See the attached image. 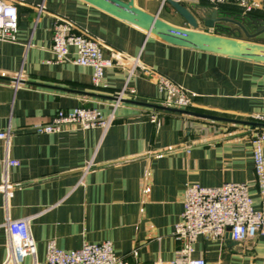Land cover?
Instances as JSON below:
<instances>
[{
    "label": "crops",
    "instance_id": "crops-1",
    "mask_svg": "<svg viewBox=\"0 0 264 264\" xmlns=\"http://www.w3.org/2000/svg\"><path fill=\"white\" fill-rule=\"evenodd\" d=\"M247 1L259 3L252 16L243 13L241 3L225 7L244 23L264 20V0ZM14 2L16 41L0 40V130L11 132L8 143L0 141V264H46L48 240L65 250L110 240L128 264L171 260L179 245L173 230L187 183L245 182L258 206L251 157L255 128L249 125L125 101L105 131L72 124L59 132L36 133L33 126L76 106L96 107L108 115L111 97L137 55L151 72L187 90L192 104L186 109L250 120V114L264 112L263 63L169 44L84 0ZM134 3L171 24L189 27L167 1L162 7L160 0ZM183 4L196 16L200 8L232 15L219 14L220 6L208 2ZM57 18L96 38L104 55L113 57L114 65L105 68L98 86L91 83L88 66L47 62L53 58ZM198 29L214 32L201 21ZM254 40L264 43V34ZM130 83L135 100L162 103L164 94L143 70L137 69ZM153 114L156 122L150 121ZM8 159H18L19 165L7 164ZM18 218H28L36 252L15 263L8 255L6 222ZM237 242L239 246H228L225 236L221 241L199 235L193 255L206 264H264V234Z\"/></svg>",
    "mask_w": 264,
    "mask_h": 264
},
{
    "label": "built area",
    "instance_id": "built-area-1",
    "mask_svg": "<svg viewBox=\"0 0 264 264\" xmlns=\"http://www.w3.org/2000/svg\"><path fill=\"white\" fill-rule=\"evenodd\" d=\"M167 0H160L162 7ZM180 3L201 4L208 2L214 5L229 2L241 3L244 12H251L259 7L257 1L247 0H175ZM19 13L14 0H0V40L16 41ZM51 52L53 58L47 62L61 63L70 60L74 64L88 66L92 69L91 83L98 86L104 77L105 68L114 65L113 57L104 55L101 43L94 37L73 30L71 22L57 18L51 34ZM113 56H116L113 54ZM118 59V58H117ZM137 69L150 76L159 92L164 94L161 104L165 106L188 108L192 99L183 87L163 74L151 72L139 59L132 58L127 69L123 85L111 101L112 110L104 116L96 107L76 106L67 110H58L48 122L36 124V133L59 132L64 126L78 124L82 129L99 127L105 131L115 119V109L124 99H135L136 88L130 83ZM20 77L17 78V80ZM252 121L264 123V112L249 115ZM153 114L151 122H156ZM10 129L0 130V141L9 142ZM264 128H255L251 137V157L258 191V206L254 205L249 187L245 182L229 181L219 186H202L187 183L183 191V210L174 225L173 235L179 242L171 260H157L152 264H206L203 257H195L194 244L199 235L210 240H223L227 228H230L233 241H244L257 234H264ZM87 162L82 174L91 166ZM7 164L19 165L18 159H8ZM3 186L8 183L4 180ZM6 226L9 232L8 255L19 263L27 255H35V240L31 235L28 218L8 219ZM46 264H128L118 256L110 240L101 242H83L72 250L56 246L54 240L46 243Z\"/></svg>",
    "mask_w": 264,
    "mask_h": 264
},
{
    "label": "water",
    "instance_id": "water-1",
    "mask_svg": "<svg viewBox=\"0 0 264 264\" xmlns=\"http://www.w3.org/2000/svg\"><path fill=\"white\" fill-rule=\"evenodd\" d=\"M85 2L104 10L105 12L131 24L145 33L167 42L172 45L187 47L217 54H223L243 60L258 62L264 64V43L257 42L254 39L264 34V20H252L244 23L235 16H216L217 12H206L202 8L199 15H195L183 3L175 0L167 2L175 11L183 17L189 27H180L171 24L157 14H152L138 7L134 0H84ZM221 13L220 11L218 12ZM200 21L206 27L215 28L219 24L228 25L229 32L233 35H220L214 32H208L198 29ZM17 81V78H12ZM102 96L99 94H93ZM112 100L115 97H111ZM140 104L156 109H163L172 112L190 114L197 117L227 120L242 123L252 128H264V123L252 120L230 119L206 113L192 111L186 108L165 106L163 104L147 103L135 99H124V102ZM249 240V239H248ZM225 242L228 246L239 244L231 239L230 228L225 233ZM239 246V245H238Z\"/></svg>",
    "mask_w": 264,
    "mask_h": 264
},
{
    "label": "rangeland",
    "instance_id": "rangeland-1",
    "mask_svg": "<svg viewBox=\"0 0 264 264\" xmlns=\"http://www.w3.org/2000/svg\"><path fill=\"white\" fill-rule=\"evenodd\" d=\"M242 11L243 13L244 12V8H242ZM242 13V12H241ZM233 16H235V18L237 19H240L238 16H236L235 14H232ZM229 26L228 25H222V24H219L217 27L214 28V31L217 33V34H220V35H233L232 33L229 32Z\"/></svg>",
    "mask_w": 264,
    "mask_h": 264
},
{
    "label": "trees",
    "instance_id": "trees-1",
    "mask_svg": "<svg viewBox=\"0 0 264 264\" xmlns=\"http://www.w3.org/2000/svg\"><path fill=\"white\" fill-rule=\"evenodd\" d=\"M229 3H231V2H229ZM234 3H235V2H234ZM226 4H228V3H226ZM226 4H220V5H219V6H220V7H219V11H220L221 13H224V11H226V12H229L230 14H233V13L235 14L236 11H235V10H232V9L229 10V8H226V7H225ZM226 9H227V10H226ZM244 14H245V15H248V16H252V14H254V10L251 11V12H245Z\"/></svg>",
    "mask_w": 264,
    "mask_h": 264
}]
</instances>
